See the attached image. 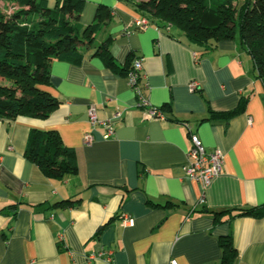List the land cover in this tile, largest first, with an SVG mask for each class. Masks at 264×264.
Wrapping results in <instances>:
<instances>
[{
	"label": "crops",
	"instance_id": "crops-1",
	"mask_svg": "<svg viewBox=\"0 0 264 264\" xmlns=\"http://www.w3.org/2000/svg\"><path fill=\"white\" fill-rule=\"evenodd\" d=\"M100 6L110 22L80 65L51 63L49 91L59 105L46 118L0 121V264H221L219 239L229 235L233 264H264V215L236 217L264 212V89L250 56L235 40L205 49L172 28H138L141 17L117 0H86L78 22L92 24ZM104 41L122 71L142 59L145 97L163 120L147 119L124 75L94 55ZM242 98L240 112L210 119ZM89 108L99 121L121 114L111 138L90 126ZM33 131H55L74 151V176L49 179L25 159ZM189 134L223 154L206 189L184 176ZM61 201L74 205H55Z\"/></svg>",
	"mask_w": 264,
	"mask_h": 264
},
{
	"label": "trees",
	"instance_id": "trees-1",
	"mask_svg": "<svg viewBox=\"0 0 264 264\" xmlns=\"http://www.w3.org/2000/svg\"><path fill=\"white\" fill-rule=\"evenodd\" d=\"M0 1L12 3L14 8L10 13L0 8V121L46 118L59 105L49 91L51 63L80 65L83 50L92 45L97 31L108 25L111 12L100 6L92 24L83 26L78 19L86 0H56L53 8L47 0ZM117 1L127 4L157 28H172L190 45L209 49V42L237 41L250 56L264 89V0H244L240 6L236 0ZM94 55L107 68L127 77L132 62L124 71L119 69L108 41L98 45ZM246 101L242 98L231 113H210V119H228L240 112ZM24 157L49 179L63 180L77 172L74 151L63 145L55 131H33ZM58 204L74 202L55 205ZM263 215L260 209L250 208L237 210L236 217ZM219 245L221 264H233L236 249L232 236L220 237Z\"/></svg>",
	"mask_w": 264,
	"mask_h": 264
},
{
	"label": "built area",
	"instance_id": "built-area-1",
	"mask_svg": "<svg viewBox=\"0 0 264 264\" xmlns=\"http://www.w3.org/2000/svg\"><path fill=\"white\" fill-rule=\"evenodd\" d=\"M149 25L146 19L140 18L135 21V26L138 28H144ZM127 83L133 93L135 94L137 105L139 108L145 110V117L150 120H163V115L160 110L152 108L145 97L144 92L148 90V86L143 82L142 73V59L135 58L132 61L131 68L126 77ZM195 84L190 85V89L193 90ZM121 117L119 112L113 114L112 119L106 121H99L94 108H89L88 119L91 127L96 124L102 126L104 130L103 139H109L114 134V122L118 121ZM187 132L189 127L184 125ZM83 143L85 146H91L93 143V136L91 133L85 134L83 137ZM190 148L186 154L187 165L184 168V176L187 179L193 180L200 184L203 189H206L209 184L220 175L223 168V154L219 150L207 152L197 136L189 134ZM124 225L132 226L133 220L123 219ZM100 256V255H99ZM92 258V257H91ZM89 258V259H91ZM84 264H89L86 262ZM168 264H177L175 260H170Z\"/></svg>",
	"mask_w": 264,
	"mask_h": 264
},
{
	"label": "rangeland",
	"instance_id": "rangeland-1",
	"mask_svg": "<svg viewBox=\"0 0 264 264\" xmlns=\"http://www.w3.org/2000/svg\"><path fill=\"white\" fill-rule=\"evenodd\" d=\"M0 8L6 10L7 13H10L12 9H14L12 3H4L1 1H0Z\"/></svg>",
	"mask_w": 264,
	"mask_h": 264
}]
</instances>
